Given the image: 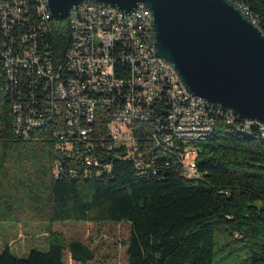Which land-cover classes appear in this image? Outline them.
<instances>
[{
    "label": "trees",
    "instance_id": "1",
    "mask_svg": "<svg viewBox=\"0 0 264 264\" xmlns=\"http://www.w3.org/2000/svg\"><path fill=\"white\" fill-rule=\"evenodd\" d=\"M232 1L264 34V0ZM37 7L28 0L29 13L9 37L3 34V43L8 53L36 49L57 74L69 63L74 28L67 20L46 23ZM113 54L123 86L100 97L87 90L94 118L90 122L82 109L76 126L69 125L51 82L34 67L14 66L10 77L0 56V223L129 224L128 264H264L262 126L246 127L212 105L210 132L179 139L172 105L163 97L153 114L125 124L131 142L117 140L111 128L126 106L133 70ZM62 77L71 71L62 70ZM22 115H33L39 125L27 129L23 121L20 127ZM188 152L195 153L197 177H188ZM48 237V251L18 258L7 247L0 264H66L67 254L76 264L93 263L90 246L61 232Z\"/></svg>",
    "mask_w": 264,
    "mask_h": 264
},
{
    "label": "built area",
    "instance_id": "2",
    "mask_svg": "<svg viewBox=\"0 0 264 264\" xmlns=\"http://www.w3.org/2000/svg\"><path fill=\"white\" fill-rule=\"evenodd\" d=\"M33 3L38 5L40 17H46V23L53 20L48 4H43L42 0H33ZM27 5L28 0H0V56L6 60L10 77L13 76L14 66L24 70H32L34 67L37 74L51 82L57 101L64 104L69 125L79 124L78 116L82 109L85 110L87 119L93 121L95 109L85 95L87 90L98 93L100 97L105 92L111 93L123 86V80L115 77V52L118 53L119 60H128L136 70V78H132L131 86L127 87L129 92L125 99L126 106L116 114L111 128L115 139L131 142L128 128L122 127V120L143 116V113L153 114V104L162 101L163 97L177 99V106H169L173 109L171 126L177 138L193 140L195 136H188V129L212 125L209 115L212 105L192 97L172 67L163 68V60L156 55L150 43L152 14L144 5H139L132 16H126L106 6L85 4L78 7L77 13L66 19L74 28V43L69 52V63L61 67L57 74L49 61L43 62L44 59L38 55L36 49L27 51L21 47L20 52L11 49L8 53L6 43H3V34L10 36L11 31L28 12ZM62 70H71V77H62ZM73 74L76 76L72 77ZM167 77H175V84H167ZM58 87H66V97H59ZM145 107L148 110H144ZM32 117L26 116L23 120L22 115L17 119V123L22 127L23 121L26 122L27 129L39 125ZM246 124V127H249L257 123ZM179 129H187V136H179ZM194 154L186 153L184 158L188 162V174L197 177Z\"/></svg>",
    "mask_w": 264,
    "mask_h": 264
},
{
    "label": "water",
    "instance_id": "3",
    "mask_svg": "<svg viewBox=\"0 0 264 264\" xmlns=\"http://www.w3.org/2000/svg\"><path fill=\"white\" fill-rule=\"evenodd\" d=\"M51 18L85 4L152 14L150 43L188 93L264 127V34L232 0H47Z\"/></svg>",
    "mask_w": 264,
    "mask_h": 264
},
{
    "label": "rangeland",
    "instance_id": "4",
    "mask_svg": "<svg viewBox=\"0 0 264 264\" xmlns=\"http://www.w3.org/2000/svg\"><path fill=\"white\" fill-rule=\"evenodd\" d=\"M61 232L67 241H81L94 252L90 264H128L127 241L131 234L129 224L97 226L83 222L22 224L0 223V254L9 247L12 255L26 258L33 250L46 252L50 247L51 232ZM66 264H76L66 255Z\"/></svg>",
    "mask_w": 264,
    "mask_h": 264
},
{
    "label": "bare ground",
    "instance_id": "5",
    "mask_svg": "<svg viewBox=\"0 0 264 264\" xmlns=\"http://www.w3.org/2000/svg\"><path fill=\"white\" fill-rule=\"evenodd\" d=\"M42 3L48 4L47 0H42ZM76 13H77V8L70 11L68 17H72V14H76ZM150 24H152V17H150ZM131 68L133 70V78H136V70L133 69V63H131ZM163 68L164 69H171V66L163 61ZM167 84H175V77H167ZM58 94H59V97H66V89L64 87H58ZM168 100L172 106H177V99H168ZM134 117H140V116H133V117H131V119L122 120V127H124L125 124H127V123L129 124L130 122H132ZM210 130H211V126L194 127L192 129H188V136H195V139H199L203 134L210 132ZM179 136H187V129H179ZM188 153H191V152H188ZM186 169H187V174H188V164L186 166ZM188 177L191 178L192 175L188 174Z\"/></svg>",
    "mask_w": 264,
    "mask_h": 264
}]
</instances>
